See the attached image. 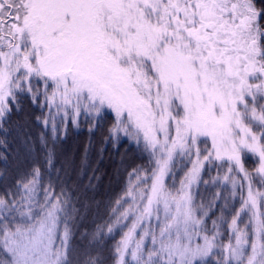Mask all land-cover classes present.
<instances>
[{
    "label": "snow or ice",
    "instance_id": "1",
    "mask_svg": "<svg viewBox=\"0 0 264 264\" xmlns=\"http://www.w3.org/2000/svg\"><path fill=\"white\" fill-rule=\"evenodd\" d=\"M0 264H264V0H0Z\"/></svg>",
    "mask_w": 264,
    "mask_h": 264
},
{
    "label": "trees",
    "instance_id": "2",
    "mask_svg": "<svg viewBox=\"0 0 264 264\" xmlns=\"http://www.w3.org/2000/svg\"><path fill=\"white\" fill-rule=\"evenodd\" d=\"M86 135H87L86 132H79L78 133L76 131H70L68 134V137L62 142L63 151L66 154L72 155V154H75L78 151L82 150V144H83V141H84ZM109 151H111V149H109ZM121 151H123V149H121ZM112 156L116 160L119 159V155L114 153V152L112 153ZM128 160H129V162H132V161H135V163L140 162L139 160H137L135 158V155L132 152L128 153ZM106 163L109 164V167L107 169V171L109 172V176L105 177L104 188L102 190L107 191L109 189V182H110L111 183V189L118 191L119 190L118 178L116 176L112 175V169H113V167H115V165L111 164L107 160V153H106Z\"/></svg>",
    "mask_w": 264,
    "mask_h": 264
}]
</instances>
